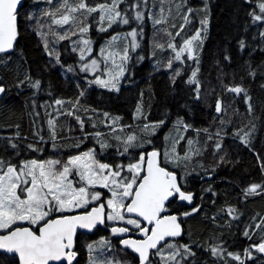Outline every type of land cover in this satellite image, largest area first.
I'll use <instances>...</instances> for the list:
<instances>
[{"label": "snow or ice", "instance_id": "1", "mask_svg": "<svg viewBox=\"0 0 264 264\" xmlns=\"http://www.w3.org/2000/svg\"><path fill=\"white\" fill-rule=\"evenodd\" d=\"M236 12L231 46L248 59L239 72H226L233 58L225 47L215 61L217 86L209 88L201 78L209 0L195 8L188 0H0V67L10 70L14 55L27 65L19 41L30 31L45 69H58L76 89L37 105L43 81L30 68L16 69L14 85L0 77V98L13 86L32 90L34 137L25 143L19 124L0 136V264H255L256 254L264 264V215L249 216L241 229L239 208L227 201L216 207L210 183L197 193L190 182L193 173L203 179L198 170L211 178L229 162L226 138L254 151L259 117L245 85L257 76L264 81V59L252 63L254 52L264 56V0H239ZM144 60L166 70L170 91L183 85L174 112L166 106L153 116L144 89L127 120L86 102L97 89L119 93ZM237 100L244 112L232 107ZM37 107L47 135L37 127ZM197 107L211 115L207 127L195 125ZM209 147L218 160L206 168L201 158ZM254 155L261 179L241 189L244 202L264 198V154ZM205 193L216 208L211 216ZM197 217L229 230L235 223L248 243L230 250L234 242L222 233L194 238Z\"/></svg>", "mask_w": 264, "mask_h": 264}, {"label": "trees", "instance_id": "2", "mask_svg": "<svg viewBox=\"0 0 264 264\" xmlns=\"http://www.w3.org/2000/svg\"><path fill=\"white\" fill-rule=\"evenodd\" d=\"M189 5L192 7H199L201 0H188ZM239 0H209L211 9L210 24L208 30V37L204 41V49L202 53L201 64V78L207 82V87L217 86V66L215 61L217 59L222 60V53L225 47L229 48V53L233 58L231 67H225L226 72L240 71L239 65L243 59H248L247 53L241 57L237 50L231 45L234 41L231 40L233 32V22L236 20L237 12L236 5ZM31 3V0H26V4ZM194 26H199L197 21L193 19ZM95 34V33H94ZM149 35L151 32L149 30ZM228 38V43L225 40ZM146 47V44H143ZM19 48L23 49L24 58L28 61L27 65H23V61L19 59L17 55L13 56L10 70H5L0 67V77L4 79L8 84L14 85V75L16 69L20 68L23 71L24 68H30L32 75L36 78H41L43 81V88L35 97L37 105L43 103V101H51L57 97H73L76 89L74 82L66 80L60 75L58 69H45L47 64V57L42 52L41 47L38 45L37 38L31 34L30 31H22L19 41ZM67 58V57H64ZM264 56H261L258 52L252 54L253 67L259 63ZM71 62V60H69ZM223 66V64H222ZM134 75L132 77L133 82L122 81L121 91L119 93H107L104 90H94L88 96L86 102L92 104L95 107L103 108L104 110L113 112L115 114L122 115L126 120L128 119L131 110L135 106V102L138 98L139 91L145 90V101L151 100L152 114L158 115L167 106L173 112L176 110V100L173 99L177 96L181 102H183V93L180 91L181 85L177 88L176 92L169 90L168 73L163 68L159 70H153L152 63L149 60L137 64L132 69ZM151 74V75H149ZM239 79V77H237ZM261 80L259 76L255 81L248 80L246 87L249 88L253 97V104L255 108L254 115L259 117L256 120L258 130L255 138L252 141L254 151H249L238 140H233L230 137L225 139V150L228 153L227 163H221L213 172L211 178L204 175L202 169L198 170L200 179L196 173H193L190 178V182L194 191L199 193L201 186L207 187L210 183L213 190L217 193L216 207L223 205L225 201L235 205L239 208L244 216L242 217L240 228H243V221H246L249 216L259 213L264 215V198L254 197L249 198L247 202L240 200L239 193L243 187L250 182H259L261 179L259 166L256 161L254 152H260L264 154V90L259 87ZM49 84L51 88L49 89ZM149 84L151 85V92L155 93L154 98L149 97ZM179 84V81H178ZM83 86V85H82ZM52 92V96L48 95V92ZM32 90L25 88L18 92L13 86L7 95L0 98V136H7L13 134L16 129L14 127H8V125H20L21 136H27L30 142L34 139L32 136ZM233 108H239L240 112H244V106L237 100L232 105ZM36 111L40 113V120L37 123V127H43L44 133L47 135V125L44 109L37 107ZM234 122L236 118L234 117ZM195 125L197 127H207L211 120V115L208 111H202L201 107H197L195 115L193 117ZM67 123V121H65ZM74 124V122H72ZM215 131V129H211ZM231 129H229L230 131ZM59 131V129H58ZM162 136V133H161ZM206 168H210L218 157H214L209 147L201 158ZM205 199L209 201V207L207 208L208 215L211 216L216 208L211 207L210 197L211 193H205ZM199 198V197H198ZM196 232L194 238L203 239L211 232L217 234L222 233L223 238L229 242H234L230 250H238L243 246H246V241L240 233L237 231V226L233 223L232 229L229 230L227 226L222 228L215 227L210 221L202 220L200 217L190 222ZM222 223V221H221ZM103 234V233H102ZM257 237H253L256 239ZM257 259L255 264H261L260 254H256Z\"/></svg>", "mask_w": 264, "mask_h": 264}, {"label": "rangeland", "instance_id": "3", "mask_svg": "<svg viewBox=\"0 0 264 264\" xmlns=\"http://www.w3.org/2000/svg\"><path fill=\"white\" fill-rule=\"evenodd\" d=\"M93 38L94 39H99V37H97L94 33H93ZM143 62V61H142ZM141 63V62H140ZM49 102H51V101H49ZM41 104V103H40Z\"/></svg>", "mask_w": 264, "mask_h": 264}, {"label": "bare ground", "instance_id": "4", "mask_svg": "<svg viewBox=\"0 0 264 264\" xmlns=\"http://www.w3.org/2000/svg\"><path fill=\"white\" fill-rule=\"evenodd\" d=\"M72 122H74V121H72Z\"/></svg>", "mask_w": 264, "mask_h": 264}]
</instances>
